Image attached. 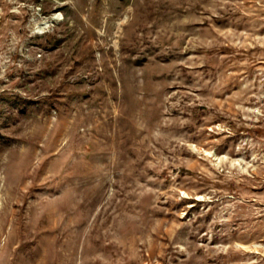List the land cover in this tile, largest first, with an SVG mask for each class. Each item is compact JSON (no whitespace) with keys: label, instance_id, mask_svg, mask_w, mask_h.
Wrapping results in <instances>:
<instances>
[{"label":"rangeland","instance_id":"374dc122","mask_svg":"<svg viewBox=\"0 0 264 264\" xmlns=\"http://www.w3.org/2000/svg\"><path fill=\"white\" fill-rule=\"evenodd\" d=\"M0 264H264V0H0Z\"/></svg>","mask_w":264,"mask_h":264}]
</instances>
